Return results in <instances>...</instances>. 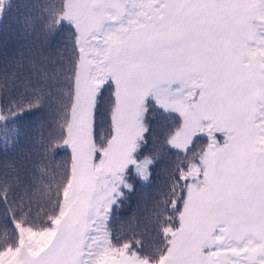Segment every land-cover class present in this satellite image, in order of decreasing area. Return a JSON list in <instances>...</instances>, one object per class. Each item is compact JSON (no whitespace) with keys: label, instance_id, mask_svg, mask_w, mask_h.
<instances>
[{"label":"snow or ice","instance_id":"snow-or-ice-1","mask_svg":"<svg viewBox=\"0 0 264 264\" xmlns=\"http://www.w3.org/2000/svg\"><path fill=\"white\" fill-rule=\"evenodd\" d=\"M20 8L0 0V24ZM23 8V35L70 30L71 68L56 87L60 132L46 146L70 149V159L59 181L43 185L50 211L37 204L38 220L31 199L14 198L19 177L0 180L10 214L0 264H264V0ZM30 63L51 93L56 75ZM14 112L0 113L5 147L18 136ZM152 117L172 122L165 142L182 158L144 231L114 243L111 216L161 160L159 150L146 153Z\"/></svg>","mask_w":264,"mask_h":264},{"label":"trees","instance_id":"trees-1","mask_svg":"<svg viewBox=\"0 0 264 264\" xmlns=\"http://www.w3.org/2000/svg\"><path fill=\"white\" fill-rule=\"evenodd\" d=\"M21 8L13 16L0 24V113L8 114L11 125L18 131L13 144L5 147L0 144V180L6 177H19V187L13 188L14 198L25 196L33 203V217L37 216V204L50 211L47 197L42 188L53 180L59 181L61 169L70 159V149L56 147L46 151L48 142L58 138L60 128L61 96L56 87H63L65 73L71 68L72 52L70 30L65 27L54 37L45 40L39 31L23 35L20 24L27 9L24 4L39 3L41 0H18ZM35 67L45 66L49 76L56 75L58 85L51 93L43 84ZM108 95L107 93L105 94ZM39 103L36 104V99ZM29 103L34 106L29 107ZM107 128V125H104ZM152 132L149 135L146 153L153 150L161 152L160 162L153 168L150 183L134 180L135 190L128 194L123 205L110 218L109 230L114 243L131 240L144 231V226L154 218L157 202L169 191L171 171L174 162L182 158V153L166 144V137L172 129V122L163 117L151 118ZM98 131L102 129L99 127ZM207 144L206 138L198 141L199 147ZM42 169L47 175L42 174ZM15 184L16 181L13 180ZM5 206L0 204V243L3 242V229L6 216ZM9 229L11 225H8ZM9 236L11 232L9 231ZM156 237V233H151Z\"/></svg>","mask_w":264,"mask_h":264}]
</instances>
